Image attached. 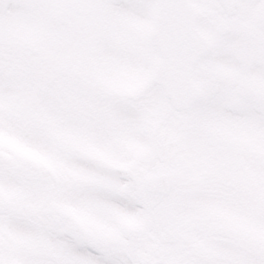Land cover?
<instances>
[{"label": "snow or ice", "instance_id": "6c2138e0", "mask_svg": "<svg viewBox=\"0 0 264 264\" xmlns=\"http://www.w3.org/2000/svg\"><path fill=\"white\" fill-rule=\"evenodd\" d=\"M0 264H264V0H0Z\"/></svg>", "mask_w": 264, "mask_h": 264}]
</instances>
